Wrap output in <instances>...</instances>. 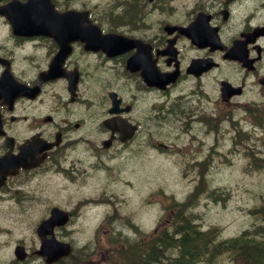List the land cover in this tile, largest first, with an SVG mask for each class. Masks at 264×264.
Instances as JSON below:
<instances>
[{
  "label": "flooded vegetation",
  "instance_id": "obj_1",
  "mask_svg": "<svg viewBox=\"0 0 264 264\" xmlns=\"http://www.w3.org/2000/svg\"><path fill=\"white\" fill-rule=\"evenodd\" d=\"M51 1L86 17L76 16L83 24L61 34V45L55 33L65 25L50 37L0 25V206L49 209L50 175L83 185L107 168L114 157L103 152L113 148L188 158L197 186L215 159L242 154L249 172L261 169L264 0H126L127 17L110 8L103 18L74 0ZM161 1L169 9H155ZM147 71L162 82L145 81ZM175 72L164 84L160 74ZM105 122L133 133L122 142ZM259 224L250 239L264 264V214Z\"/></svg>",
  "mask_w": 264,
  "mask_h": 264
},
{
  "label": "rangeland",
  "instance_id": "obj_2",
  "mask_svg": "<svg viewBox=\"0 0 264 264\" xmlns=\"http://www.w3.org/2000/svg\"><path fill=\"white\" fill-rule=\"evenodd\" d=\"M70 2L74 5H86L94 11L96 17L99 18L101 14L103 18V14L109 11L116 0ZM159 6L164 7L166 4L161 1ZM102 21L106 24L104 20ZM223 140L226 149L232 143L231 136L225 135ZM257 147L262 149L259 143ZM103 153L106 157L114 158L107 162L108 170L97 171L88 179L86 194H98L100 190L106 189L105 194L118 197L117 200L112 199V204L115 205L120 218L114 224H101L104 217L109 214L108 207L101 204L104 201L102 197L99 200L100 204L82 208L79 219L59 229L56 234L59 239L71 242L74 248L90 245L91 262L106 256L110 238L120 237L116 232H121L123 238L127 236L129 240H133L142 236L150 237L156 226L169 228L172 224L173 211L168 209V206L172 201L183 200L195 187L194 178L186 176L187 172L190 170L192 176L194 173L198 174V170L191 166L192 162L188 158L176 159L168 155L172 152L168 154L158 152L160 155L157 156L150 148L132 146L123 151L113 148ZM246 164L247 161L242 154L233 156L230 165L219 159L213 161L203 181L207 188L217 190L219 186L220 191L227 192L228 196L222 197L220 200L224 201H219V204L202 196L196 201L195 208L187 209L186 215L192 212V217L199 218L197 224L200 228L217 227L224 238L261 221L260 214H252L250 211L258 204L264 209V162L261 169L253 173H249ZM127 180L129 185H126ZM64 184L58 177L50 176V191H54L55 194L53 205L73 211L67 204L70 198L76 199L79 194L74 195V191L70 187L65 188ZM1 218L6 222L3 225L6 231L0 234V243L6 242V247L5 251L0 253V264H9L13 257L11 248L14 242L21 236L26 239L28 235L25 229L32 221V212L26 209L1 207ZM220 263L227 264L226 258H221ZM28 264H41V261L37 258L29 259Z\"/></svg>",
  "mask_w": 264,
  "mask_h": 264
},
{
  "label": "trees",
  "instance_id": "obj_3",
  "mask_svg": "<svg viewBox=\"0 0 264 264\" xmlns=\"http://www.w3.org/2000/svg\"><path fill=\"white\" fill-rule=\"evenodd\" d=\"M180 217L172 224V230L163 231L148 241L127 240L119 248L114 246L107 250L104 264H213V254L217 253L213 230L200 232L193 222L192 216L182 215L185 205H179ZM177 216V215H176ZM213 235V236H212ZM235 264H259L261 254L257 253V244L242 238L226 243ZM82 251L72 253L62 264H85L76 262L74 258L83 255Z\"/></svg>",
  "mask_w": 264,
  "mask_h": 264
},
{
  "label": "water",
  "instance_id": "obj_4",
  "mask_svg": "<svg viewBox=\"0 0 264 264\" xmlns=\"http://www.w3.org/2000/svg\"><path fill=\"white\" fill-rule=\"evenodd\" d=\"M31 7V5H30ZM32 7L35 8V4L32 5ZM10 11H6L5 13L8 15V19L10 20L11 24L13 26H20L24 24L18 16H16V4L13 2L9 5ZM11 11H14L15 15L11 14ZM0 13H3L2 10H0ZM23 20H28V16H22ZM39 20L40 25H46L47 21L50 22V12L44 16L37 17ZM20 30L17 33H21ZM66 222L65 216L58 210V209H52L50 219H47L44 221L41 226L43 227H50V233H52V228L54 225H60ZM70 251V246L67 243H60L56 241L54 238H51L47 243L42 242L40 254L45 258V260L49 262H53L58 260L60 257L67 255Z\"/></svg>",
  "mask_w": 264,
  "mask_h": 264
},
{
  "label": "bare ground",
  "instance_id": "obj_5",
  "mask_svg": "<svg viewBox=\"0 0 264 264\" xmlns=\"http://www.w3.org/2000/svg\"><path fill=\"white\" fill-rule=\"evenodd\" d=\"M154 264V263H153Z\"/></svg>",
  "mask_w": 264,
  "mask_h": 264
}]
</instances>
